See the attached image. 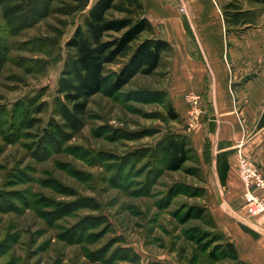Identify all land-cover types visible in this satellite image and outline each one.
I'll return each mask as SVG.
<instances>
[{
  "label": "rangeland",
  "instance_id": "1",
  "mask_svg": "<svg viewBox=\"0 0 264 264\" xmlns=\"http://www.w3.org/2000/svg\"><path fill=\"white\" fill-rule=\"evenodd\" d=\"M230 2L264 25L261 0ZM69 3L0 0V264H232L212 156L193 148L189 111L186 123L169 112L167 52L118 91L126 59L108 64L75 114L66 42L82 13ZM176 139L186 156L172 170L161 149Z\"/></svg>",
  "mask_w": 264,
  "mask_h": 264
},
{
  "label": "crops",
  "instance_id": "2",
  "mask_svg": "<svg viewBox=\"0 0 264 264\" xmlns=\"http://www.w3.org/2000/svg\"><path fill=\"white\" fill-rule=\"evenodd\" d=\"M230 1L143 4L155 35L171 45L169 95L184 123L190 107L186 95L201 99L199 122L187 135L198 154L212 156L220 187L211 200L212 214L245 264H264V222L244 206L240 179L244 159L264 168V25L228 27L223 9Z\"/></svg>",
  "mask_w": 264,
  "mask_h": 264
},
{
  "label": "trees",
  "instance_id": "3",
  "mask_svg": "<svg viewBox=\"0 0 264 264\" xmlns=\"http://www.w3.org/2000/svg\"><path fill=\"white\" fill-rule=\"evenodd\" d=\"M66 13H82V23L66 42L69 51L67 74L79 76V84L64 93L75 114L84 113L89 99L102 91L107 80L106 66L119 58L126 61L114 75L112 87L121 90L138 74H152L162 63L170 43L155 35L150 20L145 16L143 0H69ZM264 3V0H261ZM232 2L224 7L226 25L238 28L253 24L251 12L231 8ZM118 14V15H115ZM170 115L179 119L173 105ZM187 137V136H186ZM184 139V138H182ZM172 170L184 163L186 148L184 141L170 140L161 149ZM246 231H252L244 226ZM232 264H245L229 239L225 242Z\"/></svg>",
  "mask_w": 264,
  "mask_h": 264
},
{
  "label": "built area",
  "instance_id": "4",
  "mask_svg": "<svg viewBox=\"0 0 264 264\" xmlns=\"http://www.w3.org/2000/svg\"><path fill=\"white\" fill-rule=\"evenodd\" d=\"M182 10H184L182 8ZM187 101L190 104L189 125L199 122L202 114L201 99L198 94L188 93ZM240 178L244 185L243 198L250 213L264 222V168H261L253 159L247 158L241 162Z\"/></svg>",
  "mask_w": 264,
  "mask_h": 264
}]
</instances>
